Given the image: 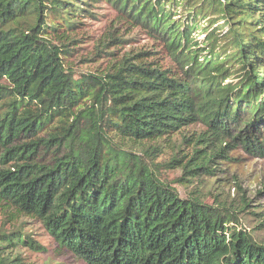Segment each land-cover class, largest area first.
Masks as SVG:
<instances>
[{
	"label": "trees",
	"instance_id": "1",
	"mask_svg": "<svg viewBox=\"0 0 264 264\" xmlns=\"http://www.w3.org/2000/svg\"><path fill=\"white\" fill-rule=\"evenodd\" d=\"M113 1L124 23L167 35L170 67L141 53L100 73L77 72L61 56L90 3L0 0V37L28 40L24 60H0V70L14 66L17 82L0 85V216L38 221L85 264H264V244L233 212L195 192L182 197L150 163L169 136L198 123L206 130L193 158L184 165L179 149L166 168L195 179L238 149L264 159L262 2ZM178 13L186 16L164 29ZM206 28V53L184 48L190 29ZM229 52L241 58L227 83L202 71ZM21 248L42 246L20 225L0 230V264H25Z\"/></svg>",
	"mask_w": 264,
	"mask_h": 264
},
{
	"label": "rangeland",
	"instance_id": "2",
	"mask_svg": "<svg viewBox=\"0 0 264 264\" xmlns=\"http://www.w3.org/2000/svg\"><path fill=\"white\" fill-rule=\"evenodd\" d=\"M260 1L262 3L258 6L264 14V1ZM85 2L91 5H81L87 13L83 18L77 19V31L73 34L76 43L64 48L68 53L61 56L65 59L66 65H71L77 72L100 73L115 63H121L124 57L141 53L149 54L148 57H144L145 62H156L163 69L173 64L165 46L166 34L161 37L162 34L159 36L143 26L124 23L120 18L119 10L112 5L113 0H102L101 3L87 0ZM179 14L174 20L166 23L164 29L170 26L174 28L175 20L186 16ZM22 27L27 28L26 25ZM208 31V28L204 31L190 29L184 48L204 47L198 53H206L208 48L205 47V42ZM22 32L27 34V31L22 30ZM170 38L167 40L168 43L172 42ZM191 41L194 44H190ZM27 44L28 40L21 33L3 35L0 37V60L9 61V58L14 56H16L15 60H24L28 56L23 50ZM231 53H228L229 57L221 56L222 59L220 57L219 62L216 63L211 59L202 71L209 73L211 78L221 76L225 81L229 75L234 74L236 60L241 58L239 53L236 55ZM202 61L199 57L198 62ZM13 70L14 66L8 71L6 68L0 70V85L6 86L5 81H7L10 87L16 88L17 82ZM231 79L230 77L229 80ZM194 82L199 83V80ZM206 92V87L201 92H197L196 99L203 97ZM205 130V126L198 123L183 128L176 135L169 136L160 144L161 153L152 155L151 165L154 166L159 177L166 184L176 188L182 197L186 198L191 192H195L209 204L233 212L240 223L239 228L250 233L257 242L264 244V193L259 196L260 192H264V159L248 155L238 149L234 153L230 152L228 160L219 159L212 165L213 175L198 172L200 176L195 179L190 178V175H184L181 169L165 167L164 164L170 161L179 149L178 160L184 165L187 164L193 158L197 140ZM148 145L152 144L138 145V148L146 149ZM206 151L209 152L211 149ZM192 175L195 176L196 173ZM182 179H190L193 183L186 184L188 186L186 187L179 182ZM16 225H20L42 246L37 252L29 248L20 249L25 264H85L71 253L62 251L38 221L23 218L19 222H5L3 216H0V230H12Z\"/></svg>",
	"mask_w": 264,
	"mask_h": 264
}]
</instances>
